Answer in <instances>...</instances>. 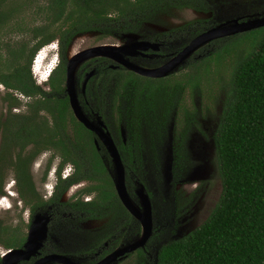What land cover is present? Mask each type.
<instances>
[{
    "label": "flooded vegetation",
    "instance_id": "obj_1",
    "mask_svg": "<svg viewBox=\"0 0 264 264\" xmlns=\"http://www.w3.org/2000/svg\"><path fill=\"white\" fill-rule=\"evenodd\" d=\"M147 33V36L139 35L137 40L156 42L159 44L158 48L156 50L147 48L138 54L128 56V58L142 57L147 60H157L155 58H159L161 42L156 40L159 36L151 29H148ZM123 40V38L120 39L119 43ZM69 45L71 46L72 43ZM55 48L58 55L59 41L57 38ZM64 50L63 55L65 56ZM40 55H37L34 61L35 65ZM91 58L93 60L105 59L107 61L103 67L105 71L100 77L101 79L104 77L102 86L99 83L101 79H98L99 81L97 82L93 68L89 69L93 70V73L82 85L84 75L89 70L84 72V67L79 66ZM87 60L82 61L74 69L72 90L81 114L92 124L98 125L102 130L108 132L122 163L124 185L127 190V184L133 181V177L136 173L138 174L141 167L140 160L133 153L134 148L131 139L126 138V136H117L114 129L118 100L125 101L127 97L122 94L123 88L118 89V92L113 86L105 88V86L114 82L110 75L107 74V68L116 70L123 67L120 65L111 67L115 63L101 56L89 57ZM63 65L65 69L66 57L63 59ZM50 70L51 66L46 71ZM138 76L147 78L150 82H158L159 79L163 78ZM47 78L48 76L43 80H37L33 76V81L42 87V83L46 82ZM61 85L59 88L51 89L49 92L44 91L45 95L38 93L26 96L31 99L28 103L20 104L15 101V104L8 106V112L0 118V205L9 204L10 199H12L15 204L14 210L16 211L15 231L12 232L14 243L11 247L0 243L5 247V249L0 251V264H102L99 262L117 248L127 245V239H131L132 234H136L141 228L139 221L128 213L118 198L111 201L113 203L112 207L102 208L100 206L102 205L101 202L105 203V200L102 201L100 199L99 188L89 190L91 185L101 184L99 176L92 172L90 168L93 157L97 158L98 162L103 165L104 172L109 177L114 190L112 161L97 135L84 127L74 117L64 86V76ZM46 89L49 88L47 87ZM126 89L127 86L124 90L126 91ZM138 89H141L140 92L143 96L146 93L152 94V89L149 87L133 88L134 91ZM44 97H47V100ZM57 99L64 101L65 111L61 112L57 109ZM43 101H48L52 108H47L48 102L45 103ZM140 103L142 105L139 109L140 115L134 118V121L141 124L152 122V119L143 118L142 110L144 111L147 105L144 102ZM162 104L163 102L160 103V105ZM11 107L15 109V113L9 112ZM130 107L131 109H123L126 113L130 112L128 117L132 121V114L138 108L134 104ZM178 111H180V107L177 104L170 110V118L167 121L172 127L177 122L176 115ZM165 113L166 110L164 111ZM214 119L213 124L211 119H200V129L204 133L205 139L207 138L209 141V146L203 152H200L201 148L199 146V140L202 136L195 128L193 130L190 128L189 130L191 131L189 139H191L192 150V158L189 164L194 165V169L203 162H210L212 167L214 165L217 170L213 145L216 116ZM99 121H101L102 126L98 124ZM159 121L161 123L163 119ZM186 121L189 123V127L194 126V122L191 120L188 119ZM77 124L82 125L86 134L78 128ZM79 133L82 136H79ZM90 145L93 146L94 152L87 150ZM201 147L204 148L203 145ZM4 171L11 176L9 177L11 179L3 180ZM36 171L39 172L38 176L34 175ZM76 171L77 174H74ZM87 175H92L93 180ZM71 177L76 179L72 180ZM194 178L195 184L190 191L184 194L185 196H189L192 191L200 193L202 190L208 189L209 182L205 175L194 176ZM26 180H29V184L24 185ZM186 186V184H183V189H186ZM180 187V184H178L175 189L177 190ZM212 192V199L206 203L200 221L207 217L217 201L221 192V185L218 186V183H216ZM117 202L123 210L116 206ZM41 217L45 218L39 219ZM43 222L45 232L36 238V244L31 254L14 262H4L3 258L8 251L23 248L30 228L35 226L36 231L39 226H42ZM138 249L139 247H136L123 253L114 261L105 264H142L140 257L132 258L130 255ZM43 258L44 260H41ZM128 260L130 261L127 263Z\"/></svg>",
    "mask_w": 264,
    "mask_h": 264
},
{
    "label": "rangeland",
    "instance_id": "obj_2",
    "mask_svg": "<svg viewBox=\"0 0 264 264\" xmlns=\"http://www.w3.org/2000/svg\"><path fill=\"white\" fill-rule=\"evenodd\" d=\"M46 1L0 0V14L4 15L0 22L1 76H6L15 67L26 65L30 78L33 80L30 73L31 63L36 52L43 45L34 52L27 65L28 50L34 42L31 39V32L42 26H47L49 30L54 31L59 25V22L51 25L48 17L42 12L45 9ZM196 8L198 9L187 7L172 9L159 19L160 22H145L136 32L130 31L137 35H143L147 31L145 28L151 29L158 34L159 37L156 40L161 42V46L159 48L160 56L155 58L157 60H147L142 57L128 59L137 65L156 67L165 62L170 55L179 51L194 36V32L199 33L227 19L235 17L244 19L251 15H261V12L264 11V0H211L208 4L204 3L202 8ZM70 10H74V6L67 0L65 11ZM124 33L110 31L103 34L102 30L93 29L85 33H75L65 47L64 54L73 39L82 37V49L99 43L118 44ZM56 38L57 35L50 42L56 44ZM229 39L226 36L212 40L192 52L181 65L160 80L166 87L164 94L161 82L143 80L149 83L153 95L146 93L143 96L140 92L141 89L134 91L133 84H127L126 91L124 90L126 86L122 91L127 99L125 101L118 100L114 129L117 136H126L131 139L133 153L141 162L138 174L136 173L133 181L127 184L128 194L139 209L134 192L137 185L141 184L151 203L150 232L138 246L139 249L130 254L132 258L140 257L142 264H153L156 251L161 244L179 237L201 223L204 207L207 202L211 201L216 183L218 186L220 185L217 170L214 165L212 167L210 162H203L196 169H194V165L189 164L192 158L191 139H189L191 131L189 130L195 128L202 136L199 140L200 152L205 151L209 146V141L207 138L205 139L204 133L200 129V121L211 119L213 124L216 113L220 111L223 99L228 93L229 80L235 61L249 48V38L247 37H241L237 45H227L230 44ZM23 44L26 45L23 46ZM21 47H23V54L18 55ZM43 50L45 55L38 53L41 55L36 62V64L40 63V71L48 70L49 66L54 68L58 60H61V55L56 54L54 45L45 47ZM206 56L211 57L212 60H207L206 64L195 71L192 67L193 61ZM64 57L62 53V58L64 59ZM105 61V59L93 60L91 58L79 67L83 66L84 72L93 68L94 76L98 82L105 71L103 68L107 63ZM103 81L104 77L99 82L100 86ZM174 82L176 85H173ZM41 86L43 88H39L42 91L49 92L51 90L48 82H43ZM47 87L49 89H46ZM106 87H110V85ZM8 94L20 104L28 103L31 100L19 91L8 89L0 83V118L9 110ZM162 94L163 96H161ZM140 102L147 105L146 109L142 110L143 118L152 119V122L141 124L134 121V118L140 115L139 109L142 106ZM162 102L163 104L160 105ZM176 103L179 104L180 111L176 115L177 122L172 127L167 119L170 118V110ZM133 104L138 109L132 114V122L128 117L130 112L126 113L123 108L131 109L130 106ZM165 110L167 112L164 114ZM9 112L15 113L16 111L11 107ZM160 119H163L161 123ZM188 119L194 122V126L189 127V123L186 121ZM202 145L204 148L201 147ZM38 174L39 172L36 171L34 175L38 176ZM199 175H205L209 182L208 189L202 190L200 193L192 191L189 196H185L184 194L190 191L195 184L194 176ZM9 177L11 176L7 175V172L3 174V180L11 179ZM178 184L181 187L176 190L175 186ZM183 184L187 185L186 189H183ZM4 204V206L0 205V226L6 228V233L13 232L16 224L15 204L12 199L9 204ZM141 232L142 228L136 234H132L131 239H127L126 243L137 240ZM3 249L5 247L0 244V251Z\"/></svg>",
    "mask_w": 264,
    "mask_h": 264
},
{
    "label": "trees",
    "instance_id": "obj_3",
    "mask_svg": "<svg viewBox=\"0 0 264 264\" xmlns=\"http://www.w3.org/2000/svg\"><path fill=\"white\" fill-rule=\"evenodd\" d=\"M69 1L74 10L67 12L65 11L67 0L46 1L42 12L48 17L51 25L59 22L57 30L52 31L47 26H42L31 32V39L34 42L28 50L27 65L34 52L57 35L58 55H61V60L51 70L46 81L52 90L61 86L64 76L62 53L75 33H84L92 29L102 30L103 34L110 31L136 32L145 22H160L159 19L172 9L186 7L198 9L196 7L202 8L204 3L211 2V0ZM3 17L4 15L0 14V22ZM143 35L147 36V31ZM227 37L230 38L228 40L230 44L227 45H237L241 37H247L249 48L235 61L228 93L223 99L220 111L216 113L213 145L221 192L207 217L198 226L158 247L154 264H264V26ZM21 54L23 47L18 52V55ZM197 59L193 61L192 66L195 71L206 64L207 60H212L209 56ZM106 71L114 81L110 86L115 87L117 92L127 84H133V87H150L149 79L124 68L116 70L107 68ZM160 80L162 79L157 83L161 82L164 93L166 87ZM0 83L25 96L38 93L45 95L40 86L30 78L26 65L13 68L6 76L0 75ZM173 85H176V82ZM7 96L9 106L15 104V99L10 97V94ZM46 98L44 97L45 100ZM46 106L52 108L49 102ZM57 109L65 111L63 100L57 99ZM77 125L86 134L82 125ZM79 136L82 135L79 133ZM87 150L94 152L92 145ZM135 157L138 158L137 155ZM90 168L99 176L101 184L91 185L89 190L99 188V197L102 201L105 200L100 206L112 207L111 201L117 197L103 165L93 157ZM74 174H77V171ZM88 177L93 180L92 175ZM27 184L29 180L24 181V185ZM116 206L123 210L118 202ZM5 231L6 228L0 226V243L11 247L14 243L13 233Z\"/></svg>",
    "mask_w": 264,
    "mask_h": 264
},
{
    "label": "water",
    "instance_id": "obj_4",
    "mask_svg": "<svg viewBox=\"0 0 264 264\" xmlns=\"http://www.w3.org/2000/svg\"><path fill=\"white\" fill-rule=\"evenodd\" d=\"M261 26H264V12L261 15H251L244 19H241L239 17L227 19L224 22L207 28L206 30L193 36L179 51L170 55L165 62L156 67H143L133 63L128 59V56L138 54L146 50L147 48L156 50L159 45L156 42H150L146 40L138 41L137 38L139 35L134 34L132 32H125L124 34H122V38L124 40L121 43L116 44L115 46L106 45V43L94 44L80 49L74 56H71L69 58L67 57L68 47L66 48L64 86L68 94L69 106L73 112L74 117L79 122H81L84 127L93 131L95 135H97V137L99 138L101 144L108 151L112 161V180L115 194L122 206L128 211V213L139 221L142 228V232L138 241L135 240L125 246H122L121 248H117L99 263L105 264L114 261L117 257L123 255V253L131 251L138 247L146 239L151 229V203L148 194L144 190V187L141 184H138L135 189V195L137 198L139 209L136 207V205L130 199L129 194L125 188L122 163L120 161L116 147L114 146L111 138L108 135V132L106 130H102L98 125L92 124L81 114L74 96V92L72 90L73 73L75 69L73 67L75 63L79 59L86 56H101L106 57L110 59L113 63H115L112 64L111 67L120 65L126 70L132 71L138 75L159 78L164 77L174 71L179 65L184 62L185 59L190 56L192 52H194L202 45L207 44L208 42L218 38L246 32ZM126 36H134L135 38L129 39ZM92 73L93 70H89L88 72H86L82 81V85H84L87 78ZM98 124L102 126L101 121H99ZM43 218L45 217H41L39 219ZM44 232V222L41 227L39 226L37 228L36 231L35 226H32L28 232L23 248L11 249L4 256L3 261L14 262L15 260L28 257L35 247L36 238L38 237V235H41ZM41 260H44V258Z\"/></svg>",
    "mask_w": 264,
    "mask_h": 264
},
{
    "label": "clouds",
    "instance_id": "obj_5",
    "mask_svg": "<svg viewBox=\"0 0 264 264\" xmlns=\"http://www.w3.org/2000/svg\"><path fill=\"white\" fill-rule=\"evenodd\" d=\"M55 46V44L54 43H48L47 45H43L37 52H36V56L37 55H39L38 53H44V50H43V48H45V47H52L53 45ZM44 55H45V53H44ZM36 56L33 58V60H32V63H31V67H30V73H31V76H32V78H33V76H35L36 78H37V80H43L46 76H48L49 75V73L51 72V70L52 69H54L55 67H56V65H55V67L53 68H51V70L50 71H45V70H41L40 71V63L39 64H34V61H35V59H36ZM51 61V60H50ZM50 63V62H49ZM44 71H45V73H44ZM44 74H43V73Z\"/></svg>",
    "mask_w": 264,
    "mask_h": 264
},
{
    "label": "bare ground",
    "instance_id": "obj_6",
    "mask_svg": "<svg viewBox=\"0 0 264 264\" xmlns=\"http://www.w3.org/2000/svg\"><path fill=\"white\" fill-rule=\"evenodd\" d=\"M129 34V33H128ZM128 37L129 39H134L135 37L134 36H126ZM82 37H79V38H76L75 40L73 39V41L71 42L72 45L68 48L67 50V57H71V56H74L82 47L83 43H82ZM106 45H110V46H115L116 44H108L106 43ZM89 56H86V57H83L81 59H79L73 68H77L78 65L85 59H88Z\"/></svg>",
    "mask_w": 264,
    "mask_h": 264
}]
</instances>
